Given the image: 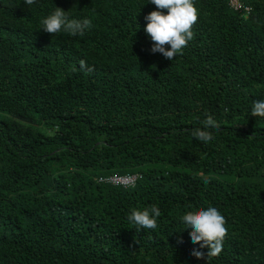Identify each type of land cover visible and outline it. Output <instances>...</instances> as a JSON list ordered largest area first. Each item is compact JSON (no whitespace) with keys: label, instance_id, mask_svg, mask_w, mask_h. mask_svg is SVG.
<instances>
[{"label":"trees","instance_id":"16d2710c","mask_svg":"<svg viewBox=\"0 0 264 264\" xmlns=\"http://www.w3.org/2000/svg\"><path fill=\"white\" fill-rule=\"evenodd\" d=\"M232 1L193 0L169 61L148 0H0V264H264V0ZM56 7L90 20L83 36L41 29ZM152 205L157 227L137 232L128 215ZM210 206L216 257L180 219Z\"/></svg>","mask_w":264,"mask_h":264},{"label":"clouds","instance_id":"9594fccd","mask_svg":"<svg viewBox=\"0 0 264 264\" xmlns=\"http://www.w3.org/2000/svg\"><path fill=\"white\" fill-rule=\"evenodd\" d=\"M234 1L237 2V0L232 2ZM35 2L36 0H24L26 5H32ZM148 3L157 9L145 17L147 23L144 32L152 41L151 53L161 54L165 59L172 61L182 53L188 41L192 39V26L198 19V10L193 0H148ZM67 13L56 7L54 12L43 18L41 29L49 34L63 31L73 36H83L89 28L90 20L88 18L71 19ZM251 116L264 119V99L253 102ZM203 123L204 128L196 129L193 136L204 144H209L213 141L212 133L218 130L220 125L210 115ZM160 215V208L152 205L142 210L134 209L127 220L139 232L143 229H155ZM180 219L184 232H189L192 245H199L201 249L207 248V257H216L221 253L227 229L225 217L216 207L210 206L197 212L189 211ZM192 255L199 260L204 253L194 247Z\"/></svg>","mask_w":264,"mask_h":264},{"label":"built area","instance_id":"2783aa9c","mask_svg":"<svg viewBox=\"0 0 264 264\" xmlns=\"http://www.w3.org/2000/svg\"><path fill=\"white\" fill-rule=\"evenodd\" d=\"M231 7L233 9H238L239 8V5L236 1L232 2L231 3ZM134 180H135V177H129V178H117V177H113V178H110L108 180V182L114 184V185H121V186H131L133 185L134 183Z\"/></svg>","mask_w":264,"mask_h":264}]
</instances>
